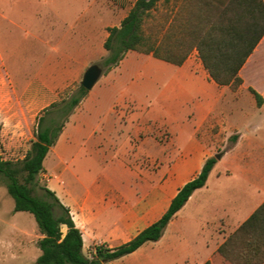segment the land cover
I'll list each match as a JSON object with an SVG mask.
<instances>
[{
	"label": "crops",
	"instance_id": "obj_1",
	"mask_svg": "<svg viewBox=\"0 0 264 264\" xmlns=\"http://www.w3.org/2000/svg\"><path fill=\"white\" fill-rule=\"evenodd\" d=\"M120 2L126 4L114 0H0V19L8 21L12 34L39 41L45 48L44 61L32 72H11L1 55L0 72L6 71L18 86L23 85L25 73H44L58 81L64 74L81 72L91 61L108 53L104 46L109 37L108 28L120 26L136 0ZM174 2L169 0V5L176 11L182 0ZM104 11L121 15V18L115 22L102 21ZM192 56L194 54L182 66H177L176 72L183 73L182 78L192 83L199 81V86L209 96L207 103L200 106V122L189 141L174 148L171 156L164 158L161 169L152 171L150 180L145 182L139 176L140 183L135 189L108 194L97 189L103 183L81 182L95 187L91 188L94 192L79 196L75 210H71L83 234L85 254L90 256L98 245L118 247L158 221L179 190L197 177L214 150L223 146L213 142V138L227 130L235 132L236 142L224 151L206 185L194 192L171 220L162 238L144 244L111 264H225L227 261L216 256L217 252L264 203V36L240 70L243 82L237 91L228 85H218L201 60L198 62ZM109 77L110 73L103 76V85L109 82ZM42 82L35 81L36 92L43 89ZM94 88L77 107L59 137L58 142L63 138L71 151L79 144L76 132H81V126L77 123L82 117L81 110L93 102ZM251 89L262 96L261 106ZM216 126L219 132L214 135ZM180 150L186 156L176 160L175 155ZM73 155L75 161L78 160L76 153ZM153 157L157 160V156ZM66 174L63 172L61 179ZM154 174L157 175L155 180ZM71 178L72 184L76 183ZM145 185L149 186L150 190H146L149 192L144 193ZM58 190L66 193L61 186ZM68 191L75 192V189L68 188ZM232 259L237 261L239 256L233 255Z\"/></svg>",
	"mask_w": 264,
	"mask_h": 264
},
{
	"label": "rangeland",
	"instance_id": "obj_2",
	"mask_svg": "<svg viewBox=\"0 0 264 264\" xmlns=\"http://www.w3.org/2000/svg\"><path fill=\"white\" fill-rule=\"evenodd\" d=\"M174 14L175 10H171L169 3H159L148 19L152 24L150 32L154 34L156 23L170 21ZM120 18L121 15L104 11L100 20L115 22ZM44 52L41 42L28 40L19 33L13 35L8 21L0 19V55L5 58L11 72H32L44 61ZM107 54L91 61L79 73L64 74L58 81L44 73H25L23 85L18 86L3 70L6 87H0L2 156L11 161L24 159L35 139L42 110L52 102L69 97L81 84L87 68L101 64ZM192 54V58L200 62L198 54ZM103 69V75L94 88L93 102L81 110L82 117L77 123L81 132H76L79 144L71 151L62 138L51 148L44 164L45 171L40 176L41 184L55 191L70 210H75L79 196L94 192L91 188L95 187L81 182L91 184L98 181L104 185L97 189L111 194L120 189H135L140 183L139 176L145 182L150 180L152 171L162 168L164 158L171 156L178 145L189 141L200 122V106L209 99L199 81L192 83L190 79H183V73L176 72L177 66L140 52L131 51L122 66ZM109 73V82L103 85V76ZM35 81H43L40 92L34 89ZM41 99H44L43 103H40ZM218 132L219 127L216 126L213 134ZM233 135H236L234 131L227 130L222 136L214 137L213 142L223 146L211 155L224 153L232 144ZM72 152L76 153L78 160L75 161ZM153 156H157V160ZM175 156L179 160L186 154L180 150ZM63 172L68 174L61 179ZM156 176L153 175L154 180ZM71 177L76 183L72 184ZM57 184L66 190L65 194L58 190ZM68 188L75 189V192L68 191ZM147 189L150 190L145 185L144 193L149 192ZM14 208V199L2 182L0 264H34L41 253L38 243L42 235L31 213L15 212Z\"/></svg>",
	"mask_w": 264,
	"mask_h": 264
},
{
	"label": "trees",
	"instance_id": "obj_3",
	"mask_svg": "<svg viewBox=\"0 0 264 264\" xmlns=\"http://www.w3.org/2000/svg\"><path fill=\"white\" fill-rule=\"evenodd\" d=\"M161 2L169 0H136L120 26L108 28L104 44L108 55L102 67L110 70L118 66L129 51L182 66L197 51L211 79L237 91L243 82L240 70L264 36V0H182L172 21L156 23L153 34L148 19ZM0 87H6L1 72ZM251 92L261 106L262 96L253 89ZM88 93L80 84L69 97L42 110L35 139L24 159L7 160L0 151V184L4 182L14 199L15 212L31 213L42 235L38 243L41 255L34 264H111L146 243L159 241L194 192L206 185L218 162L215 156L208 158L198 176L172 199L163 216L133 239L115 248L98 245L90 256L85 254L83 234L70 208L55 191L41 184L40 176L49 151ZM237 138L232 136V143ZM218 255L224 257L225 264H264V203L228 238ZM233 255H238L239 260L234 261Z\"/></svg>",
	"mask_w": 264,
	"mask_h": 264
},
{
	"label": "water",
	"instance_id": "obj_4",
	"mask_svg": "<svg viewBox=\"0 0 264 264\" xmlns=\"http://www.w3.org/2000/svg\"><path fill=\"white\" fill-rule=\"evenodd\" d=\"M104 69L101 64L90 65L84 73L81 85L91 91L97 82L101 79ZM223 156V153L217 154L215 157L219 160Z\"/></svg>",
	"mask_w": 264,
	"mask_h": 264
}]
</instances>
